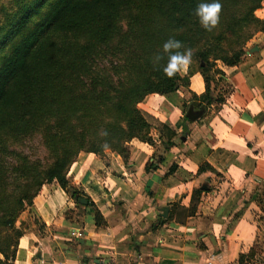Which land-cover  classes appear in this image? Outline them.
<instances>
[{
  "label": "crops",
  "instance_id": "1",
  "mask_svg": "<svg viewBox=\"0 0 264 264\" xmlns=\"http://www.w3.org/2000/svg\"><path fill=\"white\" fill-rule=\"evenodd\" d=\"M215 68L209 104L191 63L185 86L138 104L150 141L131 140L126 161L78 155L67 178L86 205L43 185L11 264H264V31Z\"/></svg>",
  "mask_w": 264,
  "mask_h": 264
},
{
  "label": "trees",
  "instance_id": "2",
  "mask_svg": "<svg viewBox=\"0 0 264 264\" xmlns=\"http://www.w3.org/2000/svg\"><path fill=\"white\" fill-rule=\"evenodd\" d=\"M262 1L218 0L209 28L195 10L212 0L35 1V19L9 28L5 40L15 38L0 55V264L13 261L19 217L43 185L80 196L67 178L80 153L126 161L131 140L150 141L138 104L187 83L164 74L171 54L191 50L206 87L201 99L211 102L208 70L241 62L264 31L254 14ZM169 39L182 47L165 51Z\"/></svg>",
  "mask_w": 264,
  "mask_h": 264
},
{
  "label": "clouds",
  "instance_id": "3",
  "mask_svg": "<svg viewBox=\"0 0 264 264\" xmlns=\"http://www.w3.org/2000/svg\"><path fill=\"white\" fill-rule=\"evenodd\" d=\"M220 11V4L218 0H212L211 3H200L195 14L199 18L201 25L205 28L214 26L218 21V13ZM164 50L180 49L182 44L178 40L169 39L164 45ZM192 52L190 49H185L183 52L177 51L171 54L168 58L167 64L163 68V72L168 77H173L178 72L186 70L187 66L191 62Z\"/></svg>",
  "mask_w": 264,
  "mask_h": 264
},
{
  "label": "rangeland",
  "instance_id": "4",
  "mask_svg": "<svg viewBox=\"0 0 264 264\" xmlns=\"http://www.w3.org/2000/svg\"><path fill=\"white\" fill-rule=\"evenodd\" d=\"M35 1L36 0H0V55L5 50L7 46V41H11L15 38L12 37V39L10 40H5L9 28L12 26L16 27L19 20L23 16L27 15L31 19H35L36 16V8L34 7ZM30 9L32 10V12H28ZM18 46L20 47V44H18ZM190 63L194 69L197 68V65L194 61ZM216 69L217 68L211 67L208 70L207 77L210 79V81H214V79H216L215 77L220 75V74H216ZM213 84L214 83L209 84L210 87ZM211 89L213 88L211 87ZM79 197L83 198V195H80Z\"/></svg>",
  "mask_w": 264,
  "mask_h": 264
},
{
  "label": "water",
  "instance_id": "5",
  "mask_svg": "<svg viewBox=\"0 0 264 264\" xmlns=\"http://www.w3.org/2000/svg\"><path fill=\"white\" fill-rule=\"evenodd\" d=\"M200 116V113H192L191 111H189L186 115L187 119H190V120H195L197 119L198 117ZM75 198V201H77V203H79L80 205H86L87 204V201L83 198H80V197H74ZM166 213H167V209L164 208L162 209L161 211V217L162 218H165L166 217Z\"/></svg>",
  "mask_w": 264,
  "mask_h": 264
}]
</instances>
